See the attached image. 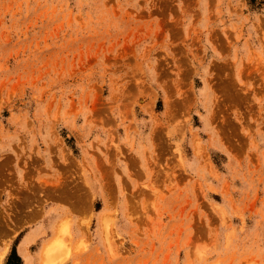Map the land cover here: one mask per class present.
<instances>
[{"label": "rangeland", "instance_id": "rangeland-1", "mask_svg": "<svg viewBox=\"0 0 264 264\" xmlns=\"http://www.w3.org/2000/svg\"><path fill=\"white\" fill-rule=\"evenodd\" d=\"M58 238L264 264V0H0V264Z\"/></svg>", "mask_w": 264, "mask_h": 264}, {"label": "bare ground", "instance_id": "bare-ground-1", "mask_svg": "<svg viewBox=\"0 0 264 264\" xmlns=\"http://www.w3.org/2000/svg\"><path fill=\"white\" fill-rule=\"evenodd\" d=\"M51 244H48L43 250V260L44 264H58L61 260H64V258L67 257L68 251L66 245L62 242V239L60 240L55 239L54 241H51ZM70 250V249H69ZM2 255V254H1ZM1 257V256H0ZM43 263V262H42ZM61 263V262H60Z\"/></svg>", "mask_w": 264, "mask_h": 264}, {"label": "trees", "instance_id": "trees-1", "mask_svg": "<svg viewBox=\"0 0 264 264\" xmlns=\"http://www.w3.org/2000/svg\"><path fill=\"white\" fill-rule=\"evenodd\" d=\"M10 254H11V255H14V257L16 258V260H19L18 257L15 255V253H14V249H13V248H12ZM5 264H11V263H8V260H7Z\"/></svg>", "mask_w": 264, "mask_h": 264}]
</instances>
